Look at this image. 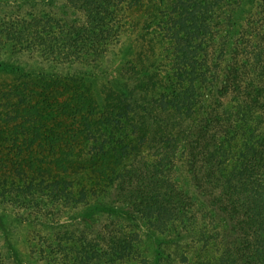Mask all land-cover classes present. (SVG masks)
Instances as JSON below:
<instances>
[{"label": "trees", "instance_id": "trees-1", "mask_svg": "<svg viewBox=\"0 0 264 264\" xmlns=\"http://www.w3.org/2000/svg\"><path fill=\"white\" fill-rule=\"evenodd\" d=\"M122 1L0 0V73L16 76L1 98L17 107L0 111V212L19 219L0 264L116 263L143 235L163 245L147 264L186 237L197 259L178 264H264V0ZM143 3L137 37L162 47L135 68L122 16ZM193 116L180 141L159 129ZM145 142L153 157L116 170ZM24 226L67 228L39 246Z\"/></svg>", "mask_w": 264, "mask_h": 264}, {"label": "rangeland", "instance_id": "rangeland-1", "mask_svg": "<svg viewBox=\"0 0 264 264\" xmlns=\"http://www.w3.org/2000/svg\"><path fill=\"white\" fill-rule=\"evenodd\" d=\"M145 1H146L148 8H150V6L152 5L151 0H145ZM254 2H255V0H247V2L245 3V10H247L248 8L250 9V7L253 5ZM46 3L47 2H41V5L46 4ZM126 4H128V0L122 1L120 3V6L122 8H124V6L126 7ZM146 4L144 5V3H143L140 7H133L132 9H130V11L127 10V13L123 12L124 17L122 16V19H123L122 21H123V23H125V26H124L125 27V30H124L125 34L127 36H129V38H127L125 35L124 40L130 39V37L133 38L134 40H136L135 47H134L135 48L134 54L130 55L133 59H135V65H134L135 68H140L141 66L145 67L146 64H149L152 61H154V64H155L156 52L159 51V49L162 47L161 43L158 39L151 40L147 34L142 35L143 36L142 38L137 37L138 36V34H137L138 26L134 25V24H138V25L140 24L141 25L143 23L144 16L147 14V12L145 11ZM238 18H240V15H238ZM124 19H125V21H124ZM237 21H239V19ZM239 23H240V21H239ZM132 26L135 27L134 30L131 29ZM150 44H153L154 49L150 47ZM0 47L3 48L4 45L1 44ZM139 49H141L140 52H139ZM146 54L148 56H145ZM0 56L3 58L6 57V54L1 49H0ZM134 56H136V57H134ZM14 57H15V55H14ZM26 57H27L26 54L21 56L22 60H26L27 59ZM114 62H116L114 67L119 68L121 64L118 63L117 61H114ZM15 78H16V76H14V74H8V73L1 74L0 73V111H2V112L6 111V110L17 111V107L12 102H11V104H13V106H10L9 108L5 107V105H4L5 101L3 98H1L3 96V92L8 90V88L12 85L13 81H15ZM156 82H160L159 78H157ZM169 118H171V116ZM195 119L196 118L194 116L193 117H184L181 119V122L178 125H176L175 123H172V122H168V123H165V124H162L161 126H159V129L176 132L177 133V135H176L177 141H180V139H182L186 135L187 131L192 126V124H194ZM12 123H13V121H11V124ZM5 129H7V128H5ZM239 142L240 141L238 139L237 140L233 139L231 141L230 146H229V152L230 153L231 152H237L239 150V148H240ZM132 145H133V147L128 148V150H127L128 153H127L125 159L123 160V162L120 165H117L115 167L116 170H119L123 166L128 165V162H130V160H132L133 158H136V160L135 161L133 160V161L137 164L138 163L137 161L140 160V156H142V152H143V156H144V152H146L148 157H153L152 150L155 149L154 145H153L154 148L151 147V149H149V150H148V146H147L146 142L140 144L138 147H136L135 144H132ZM144 157H146V156H144ZM67 219L68 218L66 216L61 218V220H63V221H65ZM106 224H108V223L103 224V226H105ZM18 225H19V219L17 218V216H15L14 214H12L9 211L0 212V233H1V235H3V233H7L10 236H12L11 231H9V230H11L13 227H16ZM103 226H98V228H105ZM143 227L144 226L143 225L140 226V224L137 225L134 223H126L124 226V229L128 230L130 228L131 230L136 231L139 235L142 236L144 233ZM66 228H67L66 226H63L62 228H55V229H50V230H52V231L53 230L54 231L59 230V232L62 233V230L64 231ZM34 229H29L26 226H24L18 230L17 234L22 235L21 240H24V238L27 234L33 233L34 234L33 237H35V242L37 244H39V246L42 245L44 240H47V238H50L52 236V231L48 232L45 230V228H41L42 229L41 230V229L36 227V229L35 230ZM38 235H40V236L38 237ZM51 240H55V239H51ZM188 240H190V237H186L185 240L182 241V243L179 246H175L172 244L167 246L165 250L167 252H170L171 254L169 256V259L162 261V264L182 263L183 262L181 259V253L182 252L188 257V259H190V261H191V259L195 261L197 259V257H196V255H193V253H194L193 248L194 247L197 248L198 244L188 245V243L186 242ZM197 243H198V241H197ZM39 246H37V248ZM158 246H163V245H162V243H160V242L156 241L154 238H152L151 235L147 236V237H144V235H143V241L140 243L139 248H140V250H142L141 248H143L144 249V250H142L143 252H140V253L141 254L145 253V254H147V256H145L144 254L141 255L139 252H138L139 253L138 254L136 251L137 254H134L132 256L130 255L129 257H127L128 259H124V260H121V261L116 262V263H114V262L109 263V261H106V262H108V264H147V259L151 258L153 256L154 249H155V247H158ZM211 254H212V251H211ZM66 259L72 260L70 255L67 256Z\"/></svg>", "mask_w": 264, "mask_h": 264}]
</instances>
